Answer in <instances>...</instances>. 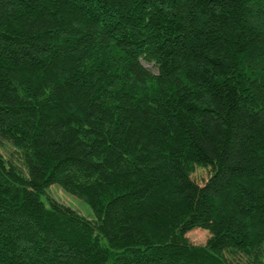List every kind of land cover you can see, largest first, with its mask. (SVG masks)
<instances>
[{
	"label": "trees",
	"instance_id": "trees-1",
	"mask_svg": "<svg viewBox=\"0 0 264 264\" xmlns=\"http://www.w3.org/2000/svg\"><path fill=\"white\" fill-rule=\"evenodd\" d=\"M0 140V264H264V0H0Z\"/></svg>",
	"mask_w": 264,
	"mask_h": 264
},
{
	"label": "rangeland",
	"instance_id": "rangeland-1",
	"mask_svg": "<svg viewBox=\"0 0 264 264\" xmlns=\"http://www.w3.org/2000/svg\"><path fill=\"white\" fill-rule=\"evenodd\" d=\"M144 65L147 68L151 69L152 71H155L156 69L151 64L144 63ZM0 152L5 157L7 158L13 157L15 161H18L17 158L15 157L17 153V149L11 146V144H9L7 141L0 140ZM192 176L198 182H202L207 177V171L203 168H196ZM48 192L53 199L76 209L85 217H88V218L91 217V209L83 200L75 197L74 195L69 194L68 192L63 190L61 187H59L58 185L50 186L48 189ZM186 236L192 243L204 245L207 241L209 233L205 229L195 228V229L188 231L186 233ZM235 258H240V261L242 264H250L249 261H247L246 257L244 256L243 257L236 256Z\"/></svg>",
	"mask_w": 264,
	"mask_h": 264
}]
</instances>
